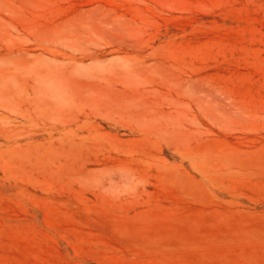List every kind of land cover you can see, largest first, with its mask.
Instances as JSON below:
<instances>
[{"label":"rangeland","instance_id":"obj_1","mask_svg":"<svg viewBox=\"0 0 264 264\" xmlns=\"http://www.w3.org/2000/svg\"><path fill=\"white\" fill-rule=\"evenodd\" d=\"M0 264H264V0H0Z\"/></svg>","mask_w":264,"mask_h":264}]
</instances>
